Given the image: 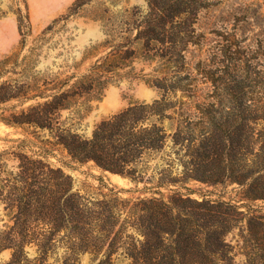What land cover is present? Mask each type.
I'll use <instances>...</instances> for the list:
<instances>
[{
    "label": "rangeland",
    "instance_id": "obj_1",
    "mask_svg": "<svg viewBox=\"0 0 264 264\" xmlns=\"http://www.w3.org/2000/svg\"><path fill=\"white\" fill-rule=\"evenodd\" d=\"M46 86L71 97L56 126L84 138L175 88L182 113L240 109L264 126V0H0V264H132L145 200L173 192L76 162L48 144L49 130L21 122L41 101L27 97ZM187 187L191 198L244 212L223 262L264 264L254 260L264 242L246 229L252 216L264 223V201L247 200L237 184ZM53 197L51 209L44 201Z\"/></svg>",
    "mask_w": 264,
    "mask_h": 264
},
{
    "label": "trees",
    "instance_id": "obj_2",
    "mask_svg": "<svg viewBox=\"0 0 264 264\" xmlns=\"http://www.w3.org/2000/svg\"><path fill=\"white\" fill-rule=\"evenodd\" d=\"M52 89L46 86L39 95L27 97L41 101L21 112V122L49 130L55 141L48 144L61 145L76 162L93 161L102 170L135 185L145 184L154 193L162 188L173 192L167 200L163 196L145 200L137 217L141 240L130 254L132 264H226L222 255L228 247L226 239L234 220L244 212L236 204L200 201L180 189L189 191L190 181L237 184L247 200L264 201V126L240 109L203 108L198 117L182 113L177 106L183 101L175 88L153 103L130 105L84 138L56 126V112L68 109L71 97L69 92L48 94ZM208 102L214 103L213 99ZM190 116L193 120H186ZM42 150L45 156L52 152L45 146ZM70 199L63 201L64 210ZM56 202L55 197L44 201L51 209ZM262 224V217L247 219L248 236L256 243L264 242L257 238ZM257 246L254 260L264 262V245Z\"/></svg>",
    "mask_w": 264,
    "mask_h": 264
}]
</instances>
